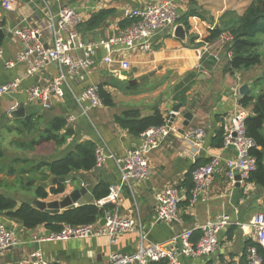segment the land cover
<instances>
[{
  "label": "crops",
  "instance_id": "1",
  "mask_svg": "<svg viewBox=\"0 0 264 264\" xmlns=\"http://www.w3.org/2000/svg\"><path fill=\"white\" fill-rule=\"evenodd\" d=\"M3 1L0 0V29L4 31L5 39L0 42V46L4 49V58L0 60V87L15 79H21L22 85L20 90L0 98V121H5L6 129L4 127L3 129L8 131L21 127L22 121L28 118L36 122L37 126L33 132L27 131L24 135L10 133L13 136L9 140L18 150L29 151L32 161L30 165L59 160L77 145L87 141L95 143L97 148L103 146L117 158H121L127 152L141 147L143 139L141 136L134 137L119 127L115 121L116 116L130 109L138 110L129 108L130 105L145 103L143 108L146 110H138L142 117L150 116L156 108H159L168 119L172 108L183 104L182 113L173 122L180 130L179 133L162 139L159 147L148 154L152 167L150 181L121 187L119 167L114 160H108L101 166L96 164V169L91 172L75 173L80 176L68 184H59L67 189L64 195L51 193V190L59 185L47 188L40 186L57 178L47 169L26 174L28 180L33 182V187L27 191L35 189L36 193V189L42 187L48 193V198L44 201L51 202L63 199L72 193L75 187L79 188L82 185H85L93 195L100 182H105L110 187H121L119 206L121 214L141 220L150 244L169 242L177 235L190 230L194 232L192 240L196 242L202 236L201 227L228 216L232 223L219 233L217 251L210 256L196 259L181 258L182 264H248L249 248L259 246L255 241L251 225L256 215L264 212V189L248 181L239 187L238 184L232 187L223 163L218 168L213 184L204 198L193 202L187 188L191 184V180H188L189 174L196 166L209 163L212 156L218 154H221L225 160L236 156L234 150L212 148L211 141L218 131L230 124L232 115L240 109L239 100L242 98L240 87L248 85L249 93L252 92L256 78L261 76L263 71L252 68L236 71L233 74L226 69L228 60L226 53H222L221 62L216 63L212 68L202 65V57L205 56L204 46L210 38L212 29L231 33L230 29L239 23V19L252 2L177 0L180 15L178 25L185 26L186 41L175 37L176 29L168 28L156 36L151 53L133 51L117 53V59H125L130 63V70H122L117 65L115 67L105 65L103 62L105 51L100 49L94 56V66L79 75L69 76L68 90L64 97L53 99L52 107L47 110L41 102L30 100L29 90L36 85H50L66 71L52 63L41 73L29 76L27 66L18 61L23 46L22 41L13 34L15 28L31 26L44 29L50 16L57 12L59 5L65 4L85 15L83 22L77 28L81 39L85 42H97L118 35L127 26L126 23L131 22L129 12L142 10L148 3L159 0H113L112 3H108L107 0H16L17 3L12 11L3 8ZM101 13H105L104 19L99 25L91 26L90 19ZM182 18L185 22L180 21ZM41 40L46 47L52 45L50 35L46 31L41 35ZM75 55L83 57L84 53L77 51ZM7 62H12L14 66L8 67ZM193 71H198V77L184 84L189 86L192 83L186 94L187 103L175 101V96L178 95L176 86L187 80L188 74ZM147 75H149L147 78L139 80ZM146 81H150L151 85L143 87L141 84ZM102 84L112 95L114 107L92 108L89 103L77 101V97L87 87ZM21 106L24 107L25 116H20L18 119L10 117L11 113ZM185 112L193 115L189 127L184 126ZM56 117L66 118L68 128L72 129V136L60 147L53 142L31 146V141L38 140L40 133ZM195 127H202L207 132L202 151L193 149L182 135L187 129ZM20 138L22 140L18 146ZM53 157L56 158L52 160ZM44 175H48L47 180L43 178ZM192 182L194 184L193 179ZM24 183H26L25 179ZM172 185L179 186L185 193V199L180 207L182 223L177 225L158 221L156 216L157 195ZM19 189L26 191L23 187ZM35 200L43 199L37 198L36 194L33 201ZM96 202L94 200L92 204L96 205ZM110 208L112 206L104 209L103 216L98 220L100 225L106 210ZM0 224L10 225L21 240L20 246L6 251L16 250L18 264H32V255L37 251L51 264H106L111 253H132L139 245L137 234H126L114 245H111L105 237L35 243L34 236L49 233L45 226L26 230L18 223L8 222L2 218Z\"/></svg>",
  "mask_w": 264,
  "mask_h": 264
},
{
  "label": "built area",
  "instance_id": "2",
  "mask_svg": "<svg viewBox=\"0 0 264 264\" xmlns=\"http://www.w3.org/2000/svg\"><path fill=\"white\" fill-rule=\"evenodd\" d=\"M112 3L113 0H107ZM16 0H4L3 8L12 11ZM84 13L68 5L60 4L57 12L51 15L44 29L42 27H17L13 34L22 41L23 50L18 61L27 66V74L33 76L41 73L50 64L55 63L65 69L50 85H36L29 90L31 101H39L45 109L52 107L53 99H60L68 90V77L79 75L94 66V56L103 49L105 51L104 64L110 67L116 65L122 70H130V63L116 58L121 51H133L151 53L153 41L165 29H176L180 18L177 0H159L150 2L140 10L129 12L131 19L118 35L107 40L97 42H85L81 39L77 30L84 20ZM214 29H212L213 31ZM50 35L52 45L46 47L41 40L44 32ZM197 31V30H196ZM234 37L229 32L221 34L213 43L207 42L204 46V55L212 57L216 63L221 62L222 53H226L227 59H231L232 53L226 52V46ZM81 51L83 57L75 53ZM4 58V49L0 46V60ZM8 67H13L12 62H7ZM22 80L15 79L0 87V98L21 89ZM80 103H89L92 108H103L104 103L100 97L98 85L87 87L78 97ZM159 127H152L141 134L143 145L133 151L127 152L121 158H117L107 148L98 147L95 152L96 164L103 165L108 160H114L120 170L121 187H130L132 183H146L152 176V167L148 154L159 147L162 139L172 134L179 133L178 127L170 119ZM177 115V114H176ZM249 113L240 107L232 115L230 124L225 128L224 150H234L236 156L225 160L221 154L212 156L210 162L198 167L193 172L194 187L191 192L193 202L204 198L206 192L213 184L214 176L223 163L226 167L227 177L232 187L238 183L244 184L257 170V159L252 155L255 142L247 136L245 121ZM183 138L196 151H202L207 138V132L202 127L187 129ZM240 177V181L237 180ZM121 187L111 186L108 196L96 202V206L107 209L104 215L106 223L81 226L64 225L61 231L49 232L47 235L34 236L35 243L40 242H64L72 239L85 240L94 237H105L111 245L126 234H137L139 245L132 253H111L106 264H149L151 262H166L167 264H182L181 258L196 259L210 256L217 251L219 246V233L232 223L226 216L216 222H210L201 227L202 236L194 242L193 231H186L177 235L169 242L150 244L148 235L144 230L140 219L123 216L120 212ZM185 199L184 191L177 185L163 189L157 195V220L168 225L182 223L180 215L181 203ZM255 234V241L264 248V212L258 213L251 225ZM21 245L15 230L8 228L6 224H0V253ZM32 264H51L37 251L32 255ZM264 259L257 246L249 248L248 264H263Z\"/></svg>",
  "mask_w": 264,
  "mask_h": 264
},
{
  "label": "trees",
  "instance_id": "3",
  "mask_svg": "<svg viewBox=\"0 0 264 264\" xmlns=\"http://www.w3.org/2000/svg\"><path fill=\"white\" fill-rule=\"evenodd\" d=\"M104 14L105 13L94 15L90 19V25H99L104 19ZM180 21L185 22L183 18L180 19ZM126 24L128 25L130 23ZM230 32L234 39L226 46V52L232 53L231 59H228L226 63L227 71L234 74L236 71L258 68L264 73V41L262 40L264 38V0H252L245 14L239 19V23L231 28ZM222 33L223 31L221 29L215 28L211 32L207 42L215 41ZM208 56L209 55L206 54L202 57V65L204 64L203 66L212 68L216 65V61ZM197 77L198 71H193L188 74L187 80L182 81L176 86L175 90L178 95L175 96V101L187 103L186 94L189 92L192 83L189 86H184V84L187 81L195 80ZM258 80L260 79H257L256 83ZM99 88L100 97L103 100L104 106L114 107V99L112 95L105 90V85H99ZM239 103L241 108L249 113L245 121L247 136L256 144V147L252 149L251 153L257 159V170L251 174L248 183H254L264 189V84L256 94H253L252 91L240 98ZM166 120L165 114L159 108H156L153 114L147 117H142L138 110L130 109L116 116L115 119L119 127L128 131V133L134 137H140L142 133L152 127L164 125ZM22 122L23 125L21 127L10 129L9 133L16 132L19 133V135H24L27 131L33 132L37 126L36 122L32 121L30 118ZM224 133V128L216 133L211 141L212 148H223ZM72 134V129L68 128L66 118L56 117L52 119L48 127L40 133L38 140L31 141V146H36L45 142H53L57 147H60L65 144L67 138L72 136ZM96 149L97 146L95 143L87 141L77 145L59 160L52 162L44 161L37 165H30V163H32L30 157L24 154L23 157L19 156L14 159L13 163H25L30 165L28 169L22 170L17 177L18 172L16 170V165H11L9 174L10 176L16 175L17 177L13 183L14 186H18L20 183L23 189L26 186L29 189L33 187V182L28 180L24 183V176L28 173H38L47 169L55 177H66L78 172H91L97 167L95 156ZM4 157L5 151L0 142V160ZM206 164L208 163L204 165ZM200 166H196L189 174L188 180H191V184L187 188L189 194H191L194 187L192 182L193 172ZM43 178L47 180L48 175H44ZM64 188V185H59L53 188L51 193L54 195L61 194L64 192ZM109 192L110 185L105 182H100L94 190V198L96 201H99L108 196ZM36 194L39 199L44 200L48 198V193L42 187L36 189ZM17 205L18 202L16 200L8 198L0 193V218L8 222L18 223L26 230H35L40 226H45L49 232H58L61 231L66 224L72 226L94 224L104 214V209L92 203L63 211L58 215L42 212L28 202H24L18 210H15ZM7 226L11 228L10 225ZM257 247L264 259V248L261 246ZM149 264L167 263L151 262Z\"/></svg>",
  "mask_w": 264,
  "mask_h": 264
},
{
  "label": "water",
  "instance_id": "4",
  "mask_svg": "<svg viewBox=\"0 0 264 264\" xmlns=\"http://www.w3.org/2000/svg\"><path fill=\"white\" fill-rule=\"evenodd\" d=\"M223 30H225V28H223ZM175 37H177L178 39H180L182 41H186L187 31H186V28L184 25L180 24L176 27ZM4 39H5V33L2 29H0V42ZM148 76L149 75L144 76V77L140 78L139 80L141 81V80L147 78ZM249 91H250V87L248 85H242L240 87V90H239L240 96L244 97L245 95H247L249 93ZM182 108H183V104L175 105L172 108L170 125L176 120L177 116L182 113ZM20 116H25L23 106H21L20 109H18L17 111L12 112L10 115V117L17 118V119ZM3 117L5 118L6 115H4ZM183 118L185 119L184 126L189 127L190 121H192V119H193L192 113L185 112L183 115ZM5 124H6L5 121H0V130L3 129ZM77 176H80V175L79 174H72V175L66 176V177H57L48 183L40 184V186L47 188V187H50L53 185L57 186L59 184H68V183L72 182L73 179H76ZM237 180L240 181V177H237ZM239 186H240V184L238 183V187ZM66 190L67 189L65 188L64 192L61 194H58V195H64L66 193ZM94 200H95L94 195L89 192L88 188L85 185H82L79 188L75 187L73 189L72 193L66 195L63 199L55 200V201H51V202H46L44 200H35V201H33L32 205L36 209H38L42 212H46V213H49L51 215H58V214H61L63 211L73 209V208H76L79 206H84L86 204H90ZM22 205H23V203L19 202L15 210H18ZM105 223H106V219H103L101 221V225H104Z\"/></svg>",
  "mask_w": 264,
  "mask_h": 264
},
{
  "label": "rangeland",
  "instance_id": "5",
  "mask_svg": "<svg viewBox=\"0 0 264 264\" xmlns=\"http://www.w3.org/2000/svg\"><path fill=\"white\" fill-rule=\"evenodd\" d=\"M249 1L252 2V0H249ZM262 40L264 41V38ZM261 75H262L261 77L258 76L256 78V80L257 79H260V80H258L256 85L253 86V94H256L257 92H259V90L261 89V87L264 84V73L262 72ZM141 85L143 87H148L151 85V82L146 81ZM145 105H146L145 103H144V105H130L129 108L138 109V110L140 109V110L144 111V110H146L143 108V106H145ZM4 129H6V127H4ZM4 129L0 130V142L2 141V145L4 146V151H5V157L2 160H0V193L3 194L4 196L8 197V198L16 200L18 203L19 202H21V203L33 202L34 197L36 195L35 189H32L31 191H27L28 188L26 186V187H24V189H26V191H21L19 188L20 187L22 188L23 186H21V184L19 182H17V183H19L18 184L19 188L17 187V185L16 186L13 185L15 179L19 176V173H21L22 170L28 169V167L30 166V165H27L25 163L15 164V163H13L14 159H16L19 156L23 157L24 154H26V156L30 157V153H29V151L24 152V151L18 150L15 144L12 145V142H9V140L11 139V137L13 135L10 134L8 130H4ZM18 140H14V141H18L17 145L19 146L22 138H20ZM55 158L56 157H53L52 160H54ZM11 165H16V170L18 172L17 177H16V175L10 176L9 168ZM24 179L27 182L29 178L24 176ZM15 252H16V250L11 251V252L0 253V264H7V263L18 264L19 259L17 258Z\"/></svg>",
  "mask_w": 264,
  "mask_h": 264
}]
</instances>
